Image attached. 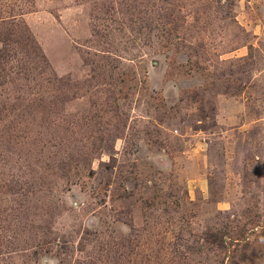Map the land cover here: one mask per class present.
Segmentation results:
<instances>
[{"label": "rangeland", "instance_id": "obj_1", "mask_svg": "<svg viewBox=\"0 0 264 264\" xmlns=\"http://www.w3.org/2000/svg\"><path fill=\"white\" fill-rule=\"evenodd\" d=\"M0 264H264V0H0Z\"/></svg>", "mask_w": 264, "mask_h": 264}]
</instances>
